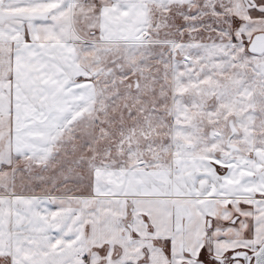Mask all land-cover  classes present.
<instances>
[{
  "label": "snow or ice",
  "instance_id": "1",
  "mask_svg": "<svg viewBox=\"0 0 264 264\" xmlns=\"http://www.w3.org/2000/svg\"><path fill=\"white\" fill-rule=\"evenodd\" d=\"M0 264H264V0H0Z\"/></svg>",
  "mask_w": 264,
  "mask_h": 264
}]
</instances>
